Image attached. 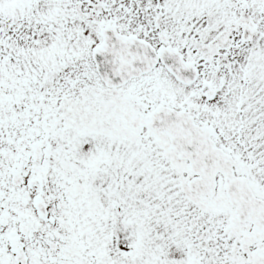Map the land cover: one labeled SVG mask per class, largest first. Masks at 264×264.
Listing matches in <instances>:
<instances>
[{"label":"snow or ice","instance_id":"snow-or-ice-1","mask_svg":"<svg viewBox=\"0 0 264 264\" xmlns=\"http://www.w3.org/2000/svg\"><path fill=\"white\" fill-rule=\"evenodd\" d=\"M0 264H264V0H0Z\"/></svg>","mask_w":264,"mask_h":264}]
</instances>
